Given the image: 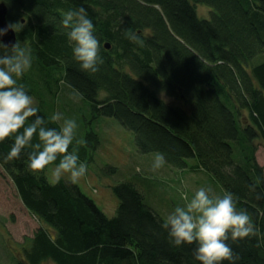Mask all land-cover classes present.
<instances>
[{
	"label": "trees",
	"instance_id": "trees-1",
	"mask_svg": "<svg viewBox=\"0 0 264 264\" xmlns=\"http://www.w3.org/2000/svg\"><path fill=\"white\" fill-rule=\"evenodd\" d=\"M6 5L9 22L22 23L16 41L33 54V67L21 82L40 113L59 110L69 116L89 109L94 119L114 117L134 133L139 153H163L185 185V173L191 172L215 194L232 192L237 208L246 209L255 225L253 234L229 238L234 264H264V166L257 156L264 141V61L257 60L264 52V0H9ZM81 5L102 45L104 63L96 73L79 68L61 23L68 10ZM198 6L209 8L208 14L201 15ZM129 30L143 43L129 39ZM94 125L77 133L86 141L76 145L86 163L99 143ZM11 144L10 138L0 141V166L40 226L20 247L13 249L5 239L3 263L201 264L193 254L196 244L173 245L162 227L165 218L147 202L142 185L150 187L152 177L139 172L108 184L118 199L110 216L77 182H52L46 171L30 170L27 152L5 159ZM102 170L114 174L118 167Z\"/></svg>",
	"mask_w": 264,
	"mask_h": 264
},
{
	"label": "clouds",
	"instance_id": "clouds-1",
	"mask_svg": "<svg viewBox=\"0 0 264 264\" xmlns=\"http://www.w3.org/2000/svg\"><path fill=\"white\" fill-rule=\"evenodd\" d=\"M9 0H0L7 3ZM68 30L72 56L79 68L96 73L104 63L101 41L96 25L81 5L68 10L61 21ZM22 30V23L9 22L0 28V141L12 140L5 159L18 158L27 152V167L34 173L51 167L54 182L63 178L75 183L86 175L87 163L81 160L77 144L86 141L77 138L78 123L62 111L50 116L40 113L35 97L30 94L21 78L33 67L30 48L18 41L5 43L9 30ZM129 39L143 43L135 32L126 31ZM50 121L58 123L52 126ZM71 146V149H70ZM58 161V162H57ZM55 162V163H53ZM166 163L163 153L154 156L152 167L160 169ZM185 203L170 211L162 223L170 242L175 246L195 243L194 257L201 264H234L236 256L229 238L246 237L255 232V225L246 209H238L234 194L225 191L215 194L211 186H200Z\"/></svg>",
	"mask_w": 264,
	"mask_h": 264
},
{
	"label": "rangeland",
	"instance_id": "rangeland-1",
	"mask_svg": "<svg viewBox=\"0 0 264 264\" xmlns=\"http://www.w3.org/2000/svg\"><path fill=\"white\" fill-rule=\"evenodd\" d=\"M208 9L204 6H201L200 9L198 6L201 15H207ZM257 60L264 61V52L257 57ZM69 117H74L77 120L79 126L77 133L80 130L83 133L90 130L87 125L90 122H95V129L99 133V143L93 154L87 155L88 170L86 175L76 182L87 195L97 201L98 205L108 215L115 214L118 204V199L108 184L116 183L122 178L133 177L139 172L152 177L151 186H146L147 183L143 184L142 191L147 202L163 218H166L167 214L174 210L177 205L186 202L185 195L190 198L197 188L205 186V181L198 174L194 175L191 172L185 173L187 180L185 185L181 181L182 173L171 170L166 163L159 171L152 170V163L156 154L139 153L136 148L134 133L125 128L116 118L104 116L94 119L93 113L89 109H81V113L74 112ZM259 145L257 156L259 162L264 166V141L260 140ZM109 164L118 167V172L114 174L102 173V168ZM51 167L52 165L48 166L46 174L48 179L54 182L51 176ZM63 179L68 180L66 177ZM39 226V220L25 208L11 178L0 166V251L6 247L5 239L12 242L13 249L14 246L20 247L25 242V236H32ZM4 263L12 264L11 261H4ZM4 263L0 260V264ZM42 264L53 263L49 261Z\"/></svg>",
	"mask_w": 264,
	"mask_h": 264
},
{
	"label": "water",
	"instance_id": "water-1",
	"mask_svg": "<svg viewBox=\"0 0 264 264\" xmlns=\"http://www.w3.org/2000/svg\"><path fill=\"white\" fill-rule=\"evenodd\" d=\"M9 24L8 20V7L6 3H0V28L6 27ZM17 39L16 32L14 30H9L7 35L3 37L5 43L12 44L15 43ZM109 46V44H107Z\"/></svg>",
	"mask_w": 264,
	"mask_h": 264
}]
</instances>
